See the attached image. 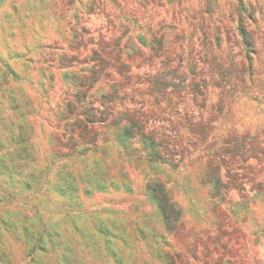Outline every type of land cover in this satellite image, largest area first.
Instances as JSON below:
<instances>
[{
  "label": "rangeland",
  "instance_id": "374dc122",
  "mask_svg": "<svg viewBox=\"0 0 264 264\" xmlns=\"http://www.w3.org/2000/svg\"><path fill=\"white\" fill-rule=\"evenodd\" d=\"M257 80L264 0H0V264H264Z\"/></svg>",
  "mask_w": 264,
  "mask_h": 264
},
{
  "label": "trees",
  "instance_id": "16d2710c",
  "mask_svg": "<svg viewBox=\"0 0 264 264\" xmlns=\"http://www.w3.org/2000/svg\"><path fill=\"white\" fill-rule=\"evenodd\" d=\"M241 35L244 39V41H247L248 38V33L245 32V30L241 31ZM256 84L258 85L257 90H254L257 96L263 97L264 95V82L257 80ZM138 126V121L135 119H129L127 120V126L124 128V134L125 136L132 138L135 137L136 135H139L138 133H135L134 130L140 131V127ZM212 184H214L215 189H219V187L222 186V181H221V175L220 172L216 173L214 172L211 180ZM153 196L158 202V207L160 209V212L162 216L165 218V220H174L177 212L172 204L169 203L168 198L164 192V188L160 184H155L153 187ZM51 241V240H50ZM31 251L34 254L37 255H32V262H35L39 260V257L46 256L48 254L47 250H45V247L41 244H32Z\"/></svg>",
  "mask_w": 264,
  "mask_h": 264
}]
</instances>
